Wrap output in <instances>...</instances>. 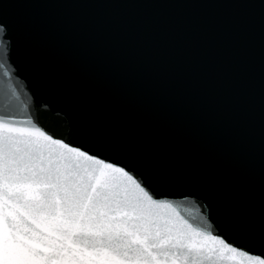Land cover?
Instances as JSON below:
<instances>
[{
    "label": "snow or ice",
    "instance_id": "6c2138e0",
    "mask_svg": "<svg viewBox=\"0 0 264 264\" xmlns=\"http://www.w3.org/2000/svg\"><path fill=\"white\" fill-rule=\"evenodd\" d=\"M0 264H264V0L0 4Z\"/></svg>",
    "mask_w": 264,
    "mask_h": 264
},
{
    "label": "water",
    "instance_id": "95a60500",
    "mask_svg": "<svg viewBox=\"0 0 264 264\" xmlns=\"http://www.w3.org/2000/svg\"><path fill=\"white\" fill-rule=\"evenodd\" d=\"M4 2L5 0H0V4H3ZM16 2L24 3L25 0H16ZM178 12L184 15H201V16H208V17H214L218 15L217 10H178ZM18 87L20 91L23 93L21 99H26L28 95V90L25 86V82L23 78H19Z\"/></svg>",
    "mask_w": 264,
    "mask_h": 264
}]
</instances>
